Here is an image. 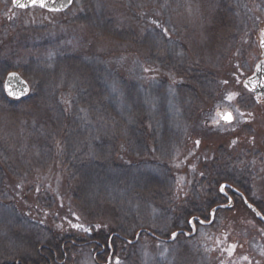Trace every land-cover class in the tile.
Returning <instances> with one entry per match:
<instances>
[{"label": "rangeland", "instance_id": "rangeland-1", "mask_svg": "<svg viewBox=\"0 0 264 264\" xmlns=\"http://www.w3.org/2000/svg\"><path fill=\"white\" fill-rule=\"evenodd\" d=\"M263 27L264 0H72L60 12L0 0V264H13L26 250L20 241L39 231L18 209L13 185L20 194L30 186L28 196L35 188L45 214L56 200L87 204L85 220L114 222L117 239L139 230L170 239L187 222L173 202L177 185L191 183L182 172L199 151L185 154L190 138L255 136L252 147L225 140L204 149L189 169L264 209V118L249 124L264 100L242 86ZM10 72L28 83L30 103L6 96ZM61 92L71 95L68 107ZM224 112L231 121L213 128ZM191 194L183 210L202 209ZM232 199V210L189 238L114 240L118 261L108 264H264V225ZM104 206L114 220L102 217ZM44 235L37 244L52 241ZM92 248L67 245L66 264H99Z\"/></svg>", "mask_w": 264, "mask_h": 264}, {"label": "trees", "instance_id": "trees-1", "mask_svg": "<svg viewBox=\"0 0 264 264\" xmlns=\"http://www.w3.org/2000/svg\"><path fill=\"white\" fill-rule=\"evenodd\" d=\"M256 37H257V35H256ZM146 75L149 76L150 74L147 73ZM59 98L62 102H64L65 107H68V104L71 101V95L68 93L61 92L59 94ZM32 100H33V98L29 96L26 99H24V102L30 103ZM254 115H255L254 118L252 117L253 120L249 124L253 127H256V126L258 127V125L262 122V118H264V110L257 111L256 114H254ZM258 119L261 120L260 123H259ZM239 133H240L239 135L235 134L231 137H228V136L220 137L219 136L218 138H214V137L210 136L205 140H202L201 138H199V139L190 138L189 139V141H188L189 144L187 145V148L185 150V154L192 151L193 149L196 150L195 148H197V150H199V151L195 157L191 158L190 160H188L186 162L185 168H184L185 170L182 171L183 173H186L187 175H189L188 181L189 182L191 181V183L187 184L186 186L178 184L176 187V193L174 195V196H176V201L173 202V207H174V210L179 211V213H178L179 217L183 216L185 220L187 219V221L191 217H193L194 215H199L201 218H207L209 216V212L211 211V209H213L215 206L220 204L219 201H222L223 203H225L224 196H222L219 193L220 183L217 180H214L212 177L207 180V182H206L207 184L202 183L203 180L204 181L206 180L205 173L203 171H201V173H200L199 170H191L190 171L189 166L193 165V163L196 162V159L202 155L201 154L202 150H204V149H209V151L211 149L213 150L217 144H220V143L222 144V142L225 143L224 142L225 140H226V142L228 141V143H230V144L233 140L236 141L238 144H240L239 140H242L241 143H244L248 147H252L256 137L254 136V138H251V137H248V135H246V137H242L241 132H239ZM231 145L234 146L233 144H231ZM122 161L124 162L125 158H122L121 156H119V162L121 163ZM115 162H114V164L117 165L118 161H115ZM199 167L203 168L204 163L202 162V164H200ZM189 172H193V173L190 174ZM12 185H13V183H12ZM7 186L8 185H6V183H5L4 188H9ZM12 187L10 190L13 192V194L18 199L17 200L18 209L25 215L26 219H28L30 221L31 220L36 221L35 223H37L36 225H38V227H39L38 233L36 232L33 235L28 236L29 238L32 239V241L30 243L20 241L19 244L24 245L26 250H25L24 254L21 253V254H18V256H16V258L14 259L15 264L17 261H20L21 264H29V263L42 264V263H44V261L41 258H39V254H38L39 248H41L43 250L47 249V251L52 250L57 254L59 259H61L64 257V254L67 255L66 249L64 252L61 251V246L63 244H66V245L70 244L71 242H73V239L77 240L76 244L77 243L78 244H80V243L84 244V243H88V242H89V244H91L94 242L95 245H96V243L97 244L99 243V244L106 247V244H107V241L109 240V237L112 234L117 233L116 230L114 229V226H115L114 222L111 223L112 225H109V223L107 224V222H102V221H97V222L95 221V222H91V223L87 222V220H85V219L90 215V213H89L90 207L83 202H81V203L76 202L75 204H71V203H69L70 202L69 200L71 198H69L68 200H63L62 202L56 200V205H55L54 209L52 211H47L46 214H50V215L52 214L53 216H55L57 218L56 223H53V220H51L42 210L43 207H41L40 205H38L36 203V201H35L36 198H34V196H36L35 192H37V191L35 190V188L31 192V195L28 196V194H26V193L28 191H30V189H31L30 186H28L26 188V191L24 193H21V194L16 189L15 185H13ZM70 187H68V188L70 189ZM217 187H218V189H217ZM75 188H77L79 192L81 191V185L80 184L79 185L77 184ZM191 189H194L192 191L193 192L195 191L196 196L199 197L198 204L201 205L200 208L203 207L200 210H197L198 209L197 207H196L197 209L193 207L192 209L189 208L187 210H183L184 209L183 205L187 204V199L190 198V195L193 198V194H191L192 191H190ZM71 190H74V187ZM63 191H64V194H63L64 197L71 196V192L66 193L65 188L63 189ZM247 200L249 202H251L264 215V209H263V207H261V205L259 203L253 202L252 200H249V199H247ZM194 203H196V202L193 201V204ZM242 205H243V207H245L243 202H242ZM245 209H246V211H248L250 213L252 218H254L257 222H259L253 213H251L246 207H245ZM230 210H232V208L227 210V211H230ZM217 212H219V211H217ZM102 213H103L102 217H105V216L111 217V218H113V220L115 217H117L114 210L111 209L110 207H107V206L103 207ZM42 221H44V222H42ZM259 223L261 224V222H259ZM186 224H187V222H186ZM46 225H48V226H46ZM183 229L187 230L188 229L187 225H185V227H183ZM177 230H179V228H175L173 230V232H175ZM46 232H47V234H50V239L52 241H50L49 243H47V245H45V247H47V248H45V247L43 248L41 245L37 244V242L35 240H37L36 239L37 237L41 239L44 236V238H45L44 234ZM222 232H224V231H222ZM18 239H20V237ZM22 239L25 240V238H23V237H22ZM129 239L133 240L134 236L130 237ZM4 241L5 240H2V243H1L3 250H4V246L6 244V242H4ZM125 246H128V245H125ZM91 248H92V246H91ZM92 249H93L92 252L95 253L96 249L94 247ZM40 252L48 254L46 251H40Z\"/></svg>", "mask_w": 264, "mask_h": 264}, {"label": "water", "instance_id": "water-1", "mask_svg": "<svg viewBox=\"0 0 264 264\" xmlns=\"http://www.w3.org/2000/svg\"><path fill=\"white\" fill-rule=\"evenodd\" d=\"M12 1H13V5L15 8H19V9H23V10L33 8V7H37V8L49 11V12H60V11H64L65 8H67L71 4L72 0H44V4H45L44 7H41L39 5V0L36 4H33L32 0H18L17 3H14V0H12ZM20 4H23L24 6L20 7L19 6ZM261 33H262V37H261L260 42H259V47H260V51H261V58L257 62V64L255 65L253 73L243 81V87L248 92L253 94L254 100L257 103L264 99V28L262 29ZM4 90H5L6 96L10 99H13V100L24 99L30 93V87H29L28 83L16 72H10L7 74L5 82H4ZM225 114H229V113H225ZM225 114H223L221 116L222 119L220 120V122H222V123L230 122V121L223 119ZM226 190H229L232 195L239 196L241 199H243V202H244V205L246 206V208L251 213H253L259 221L264 223V216L252 204H250L246 200V198L244 197V195L240 191H238L235 187H233L232 185H230L228 183H223L219 187V193L225 197V199L227 200V203L224 205H219V206L214 207L210 211V219L208 222H204L199 217L191 218L189 220V226L191 227L192 233H186V232L181 231V230L176 231V232L171 234V237L168 240V242L173 241L180 234H185L186 236H192L194 233V229H195V227L193 225L194 222H198L199 224H202V225H210L212 220H213L214 214L218 210H229V209H231L233 207V200H232V197L226 193ZM142 233H146L147 235L154 237V235L151 232H149L147 230H140L135 235V240L132 242H130V241H128V242L130 244H133L134 242L137 241L140 234H142ZM114 236H118V235H114Z\"/></svg>", "mask_w": 264, "mask_h": 264}, {"label": "flooded vegetation", "instance_id": "flooded-vegetation-1", "mask_svg": "<svg viewBox=\"0 0 264 264\" xmlns=\"http://www.w3.org/2000/svg\"><path fill=\"white\" fill-rule=\"evenodd\" d=\"M262 37V35L261 34H259V38H261ZM258 60L260 59V55L258 56V58H257ZM221 115H219V113H218V119H220L221 117H220ZM219 125H221V124H219ZM219 125H212L213 126V128H216L217 126H219ZM226 193H228L232 198H234L235 197V195H231L230 194V192H228V191H226ZM244 197L247 199V197L244 195ZM241 199V198H240ZM241 201L243 202V199H241ZM224 203L222 202V201H220V205H223ZM195 216H198L199 218H201L199 215H194L193 217H195ZM193 217H191V218H193ZM190 218V219H191ZM203 221H206V220H204L203 218H201ZM187 230H184L183 228H179V230H182V231H185V232H187V233H190L191 232V230H190V228H189V226H188V221H187ZM193 225H194V227H195V229H196V226H207V225H202V224H199L198 222H194L193 223ZM195 229H194V231H195ZM118 233V232H117ZM114 234H116V233H114ZM114 234H112V235H114ZM111 235V236H112ZM145 235V234H144ZM111 236L109 237V240L107 241V244H106V247L105 246H103V245H101V244H97L96 243V245H95V243L93 242V243H91V244H89V242L88 243H84V244H82V243H80V244H76V243H74V242H71L70 244H68V245H70V246H77V247H79V248H81V247H86V246H92V247H94L96 250H95V253H94V259H95V261H97L99 264H108V263H110V261H111V259L112 260H114V262H116V259H113V257H114V248H113V241L114 240H119V242H120V244H122V245H128V246H130V244H127V242H125V240H131V239H129V238H122L121 237V239H117V238H115L114 236L111 238ZM180 236H183V237H185L184 236V234H181V235H179L178 237H180ZM193 236V235H192ZM177 237V238H178ZM187 237V236H186ZM185 237V238H186ZM151 238V237H150ZM187 238H189V237H187ZM152 239V238H151ZM154 240H158V241H161V242H166V240H163V239H160V238H158V239H154ZM66 244H63L62 246H61V251H65V249H66ZM43 248L45 247V246H42ZM45 248H47V247H45ZM40 251H46L48 254H46V253H42V252H40ZM38 254H39V258H41L43 261H44V263H42V264H66L67 263V261H68V256L66 255V254H64V257L63 258H61V259H59V257L57 256V254L54 252V251H52V250H48L47 251V249H41V248H39V250H38ZM105 255V256H104ZM105 257V258H104ZM115 258V257H114ZM16 264H21V262L20 261H17L16 262ZM29 264H32V263H29Z\"/></svg>", "mask_w": 264, "mask_h": 264}, {"label": "snow or ice", "instance_id": "snow-or-ice-1", "mask_svg": "<svg viewBox=\"0 0 264 264\" xmlns=\"http://www.w3.org/2000/svg\"><path fill=\"white\" fill-rule=\"evenodd\" d=\"M18 2V0H14V3H17ZM38 2V0H32V3L33 4H36ZM39 5L41 6V7H44L45 6V4H44V0H39ZM20 7H23L24 5L23 4H20L19 5ZM223 119H225V120H227V121H231V119H232V117H231V114L229 113V114H225V116L223 117ZM175 235V234H174Z\"/></svg>", "mask_w": 264, "mask_h": 264}]
</instances>
